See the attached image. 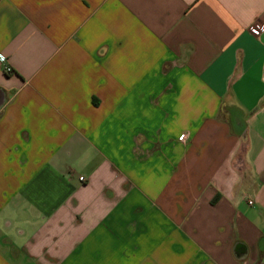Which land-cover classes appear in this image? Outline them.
Wrapping results in <instances>:
<instances>
[{"label":"crops","instance_id":"obj_1","mask_svg":"<svg viewBox=\"0 0 264 264\" xmlns=\"http://www.w3.org/2000/svg\"><path fill=\"white\" fill-rule=\"evenodd\" d=\"M262 26L264 0H0V264H264Z\"/></svg>","mask_w":264,"mask_h":264},{"label":"built area","instance_id":"obj_2","mask_svg":"<svg viewBox=\"0 0 264 264\" xmlns=\"http://www.w3.org/2000/svg\"><path fill=\"white\" fill-rule=\"evenodd\" d=\"M251 29H252V31H253L254 33L257 34V33H259L261 30H264V26H262L261 28H254V27H252ZM3 59H4V57H3ZM5 70L9 73V72L12 71V68H11L10 66H6ZM81 179H82V178H81Z\"/></svg>","mask_w":264,"mask_h":264},{"label":"water","instance_id":"obj_3","mask_svg":"<svg viewBox=\"0 0 264 264\" xmlns=\"http://www.w3.org/2000/svg\"><path fill=\"white\" fill-rule=\"evenodd\" d=\"M238 253L242 251V247L238 246L237 248Z\"/></svg>","mask_w":264,"mask_h":264},{"label":"trees","instance_id":"obj_4","mask_svg":"<svg viewBox=\"0 0 264 264\" xmlns=\"http://www.w3.org/2000/svg\"><path fill=\"white\" fill-rule=\"evenodd\" d=\"M11 72H13V69H12V71Z\"/></svg>","mask_w":264,"mask_h":264}]
</instances>
